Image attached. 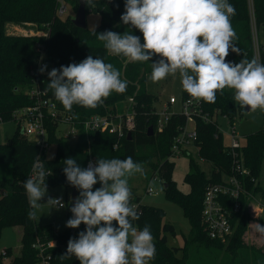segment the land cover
Wrapping results in <instances>:
<instances>
[{"label":"trees","instance_id":"obj_1","mask_svg":"<svg viewBox=\"0 0 264 264\" xmlns=\"http://www.w3.org/2000/svg\"><path fill=\"white\" fill-rule=\"evenodd\" d=\"M234 5L236 15L230 18L231 25L238 39L234 41L240 48L241 54L229 51L226 61L239 63L244 57L257 59L252 35V16L260 30L264 27V0H228ZM65 4L77 13L80 0H0V117L4 122L14 121L16 111L34 105L29 92L38 85L46 90L48 98L52 99L60 110L63 105L55 99L53 90L47 87V73H38V63L41 53L45 55L50 69H59L62 65L79 63L87 56L101 58L106 63H112L120 72V78L128 82L127 90L118 94L113 92L102 104L94 109L73 105L70 113L80 118L92 115H106L108 112H121L123 103L129 97H135V129L132 137L123 139L121 146L115 149L116 137L108 133H87L82 131L75 144H70L59 133V125L52 120L47 121L49 142L56 147V155L49 159L43 155L45 170L49 172L46 185L49 187H65L76 191L70 185L63 172V161L73 158L77 164L85 168L90 159L98 158L124 159L131 156L134 161L149 164L158 173V178L165 184L166 199L180 205L190 223V234L185 237L183 247H170L167 234H176L172 224L164 223V211L153 206L141 207V198L133 197L131 204L137 206L139 220L133 221L134 226L142 230L150 225L154 237L156 255L152 264H264V250L259 247H248L245 243V233L252 218L247 214L236 215L238 221L236 231L228 244L212 240L202 224L203 200L207 186L218 183L224 173L232 167V159L223 143L219 130L218 115L225 116L233 125L244 110L235 103L234 91L228 88L221 95L217 93L215 103L196 101L195 113L192 117L197 132L196 147L204 160L212 163L213 170L210 178L191 159L190 172L184 181L190 185L188 194L177 188L173 180L175 164L171 159L174 138L181 128L187 124V117L174 114L163 132L157 131L159 116L155 103L158 97L147 89L148 77L151 75V63L159 59L153 56L149 62H131L127 58L114 56L107 52L103 42L97 40L92 30L80 29L73 23V16H59L58 10ZM125 0H92L86 4V14L91 11L99 12L101 25L95 31L103 33L113 31L123 34L130 30V25H124L121 15L125 11ZM10 24H31L35 33L40 35H11L8 33ZM133 35L143 36L139 30L131 28ZM259 60L264 63V45L259 43ZM40 49V52H39ZM183 101L194 100L182 90ZM207 118L205 120L204 118ZM264 119V113H263ZM15 122V121H14ZM153 127L154 134L149 135ZM243 162L252 175L259 180L258 193L264 196L262 172L264 169V124L254 134L246 138L243 145ZM40 155V148L29 143L22 135L18 125L16 136L7 144H0V239L4 228H21L20 251L15 255L11 264H36L38 250L36 242H55V247L48 252L51 264H80L73 257L61 259L66 253L70 238H78V233L85 230L82 223L75 230L58 233L53 225H39L36 220L28 218L30 205L24 181L30 177L33 163ZM100 184L94 186L99 188ZM115 224V222H114ZM264 224V223H263ZM14 254L12 249L0 253V264H5V258Z\"/></svg>","mask_w":264,"mask_h":264},{"label":"clouds","instance_id":"obj_2","mask_svg":"<svg viewBox=\"0 0 264 264\" xmlns=\"http://www.w3.org/2000/svg\"><path fill=\"white\" fill-rule=\"evenodd\" d=\"M85 2L88 5L92 0ZM124 7L121 21L130 25V30L118 34L92 29L108 53L133 63L158 56L151 63L153 83L178 74L182 90L196 101L215 103L217 93L222 95L228 88L234 91L233 99L241 109L248 106V112L264 111V63L246 57L239 63L226 61L230 50L241 54L230 21L236 9L228 0H125ZM131 28L142 33L143 43ZM46 71L47 65L39 68L41 74ZM47 75V87L68 112L73 105L94 109L113 92L124 93L128 85L112 63L92 55L79 63L53 68ZM73 118H77L75 114ZM63 164L67 182L79 191L66 227L78 228L83 223L85 230L78 238L69 239L60 258L74 256L80 264H149L156 255L154 237L150 225L140 230L133 224L139 215L131 204L129 186V178L144 174L143 164L131 156L98 158L87 168L73 158H66ZM32 170L34 175L24 181L28 218L39 220L49 175L39 157ZM97 183L100 187L94 189ZM46 204L64 207L62 197H49ZM255 231L264 236V226L256 224Z\"/></svg>","mask_w":264,"mask_h":264},{"label":"built area","instance_id":"obj_3","mask_svg":"<svg viewBox=\"0 0 264 264\" xmlns=\"http://www.w3.org/2000/svg\"><path fill=\"white\" fill-rule=\"evenodd\" d=\"M68 14V7L65 4L58 10L59 16ZM31 36L40 35L31 32ZM40 52V49H39ZM41 53V52H40ZM43 65H47V71H51L49 63L45 59V55L41 53L38 63L37 72ZM47 71L45 73H47ZM29 96L34 100V105L18 110L14 114V121L19 125L22 135L27 134L35 136V144L40 148L39 159L43 155L48 154L52 148L49 142V131L47 121L60 125H66L67 131L61 136L70 141L78 140L80 133H108L116 137L114 148L121 146L123 139L128 138L129 133L132 134L135 129V117L137 111L135 106V97H129L122 105L121 112H108L106 115H92L88 118H73L72 113L66 110H60L57 104L48 98L46 90L36 85L30 92ZM177 99L171 97L167 105L157 111L159 120L157 123V131L163 132L167 127L171 117L174 114H182L187 117V124L181 128L180 133L174 138L172 147V157L186 155L185 147L195 145L197 140V132L195 130V122L192 114L195 113V100H185L182 104L181 113H171L169 107L175 105ZM205 120L208 119L205 117ZM4 123V119L0 117V124ZM189 123L193 124L189 128ZM60 131V129H59ZM243 144L240 143V137L233 127L231 133V145L226 146L232 159V167L228 173L221 176L218 183H210L205 191L202 210V224L207 236L212 240H219L224 244H228L233 238L238 221L236 215L247 214L250 217H260L264 214V202L258 193L259 180L255 178L251 171L246 168L243 162ZM95 162L90 159L89 162ZM89 162L85 168L88 167ZM49 175V172L46 171ZM33 171L30 177L33 176ZM155 180L160 181L158 177ZM147 193L153 194V189L148 188ZM64 204V203H63ZM65 207V204H64ZM137 210V206H134ZM61 208V207H59ZM63 208V207H62ZM55 247V242L35 243L34 248L38 250V261L36 264H51V255L48 252L50 248Z\"/></svg>","mask_w":264,"mask_h":264},{"label":"rangeland","instance_id":"obj_4","mask_svg":"<svg viewBox=\"0 0 264 264\" xmlns=\"http://www.w3.org/2000/svg\"><path fill=\"white\" fill-rule=\"evenodd\" d=\"M251 4V0H250ZM68 15L70 14L75 18L77 13H74L69 6ZM66 16V15H65ZM251 16H252V35L254 39L255 51L257 55V60H259V43L264 44V31L260 32L255 24L253 18V10L251 6ZM87 27L89 29L100 27L101 25V16L97 11H91L86 16ZM34 26L31 24H10L8 26V33L11 35H27L31 32L35 33ZM260 41V42H259ZM147 89L155 94L158 97L155 107L157 111H161L169 102L171 97L177 99V103L169 107L171 113H181L183 96H182V86L180 83V77L177 74L176 76H168L166 79L159 81L158 83H153L148 77ZM248 106H245V110L242 116H239L234 121L233 125L230 123L229 119L225 116L218 115L215 120H217L219 130L222 134L223 143L225 146L231 145V133L233 127L235 128L236 133L240 137V143L245 144L246 138L250 134H254L259 131L264 124L263 113L260 109H257L256 112H248ZM193 124L189 123V128H192ZM60 133L62 136L68 127L66 125H60ZM18 132V125L14 121L4 122L0 124V144H7L10 142ZM29 143L35 142V136L27 134L25 136ZM77 140L71 139L70 144H75ZM186 155L179 157H172L175 167L173 171V180L177 185V188L185 194H188L191 190L189 184H187L184 179L186 175L190 172L191 159L199 166V168L204 172L206 178H210L212 175L213 165L211 162L204 160L199 155V150L196 145L185 147ZM56 155V147L52 146L49 150L47 157L53 159ZM51 157V158H50ZM144 174L140 173L135 174L129 178V186L131 188L133 197L141 198V207L143 206H153L160 208L164 211V223L172 224L176 229V234H167L168 245L170 247H183L185 244V237L190 234V223L188 218L185 215L184 209L166 199L165 194V184L154 179L158 177V173L151 167L149 164H143ZM262 185L264 187V169L262 172ZM47 186V185H46ZM153 189V194L150 195L147 193L148 188ZM73 190L65 187H49L47 186V194L44 198L41 199L40 203L42 205L38 215H41L39 220L36 219V222L39 225H53L55 230L58 233L65 232L67 230H75L77 228H68L66 227V222L72 217V212L70 211L72 204ZM1 197V191H0ZM49 197L52 198H61L62 202L65 204V207H53L47 205V200ZM264 202V196H260ZM252 221L249 223L248 229L244 236V241L248 247L255 246L264 250V236H261L255 231V225L259 224L264 226V214L258 218L251 217ZM20 238H21V228L19 227H8L4 228L2 231V236L0 239V253L12 249L14 254L5 258V264H11L15 255L19 254L20 251ZM149 264H152L151 261Z\"/></svg>","mask_w":264,"mask_h":264},{"label":"water","instance_id":"obj_5","mask_svg":"<svg viewBox=\"0 0 264 264\" xmlns=\"http://www.w3.org/2000/svg\"><path fill=\"white\" fill-rule=\"evenodd\" d=\"M86 2L85 0H80V5L77 11V14L75 18L73 19V23L76 27L80 29H87V21H86ZM249 110V108H247ZM154 134V129L153 127L149 128V135ZM132 137V134L129 133L128 138L130 139ZM77 198V193L76 191H73V196H72V204L74 205L75 199Z\"/></svg>","mask_w":264,"mask_h":264},{"label":"crops","instance_id":"obj_6","mask_svg":"<svg viewBox=\"0 0 264 264\" xmlns=\"http://www.w3.org/2000/svg\"><path fill=\"white\" fill-rule=\"evenodd\" d=\"M261 31L263 32L264 31V27H262L261 28ZM259 32H260V30H259ZM260 42V41H259ZM261 43V42H260ZM261 44H263V43H261ZM264 45V44H263Z\"/></svg>","mask_w":264,"mask_h":264}]
</instances>
